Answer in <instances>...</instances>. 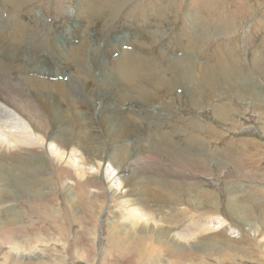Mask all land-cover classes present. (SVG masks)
<instances>
[{
  "label": "rangeland",
  "instance_id": "obj_1",
  "mask_svg": "<svg viewBox=\"0 0 264 264\" xmlns=\"http://www.w3.org/2000/svg\"><path fill=\"white\" fill-rule=\"evenodd\" d=\"M14 1L0 39L41 38L39 72L0 51V97L30 110L0 115V264H264V0ZM127 53L158 80L140 95Z\"/></svg>",
  "mask_w": 264,
  "mask_h": 264
},
{
  "label": "bare ground",
  "instance_id": "obj_2",
  "mask_svg": "<svg viewBox=\"0 0 264 264\" xmlns=\"http://www.w3.org/2000/svg\"><path fill=\"white\" fill-rule=\"evenodd\" d=\"M16 2H20L21 0H15ZM14 1V2H15ZM73 11V10H72ZM93 15H96L98 13V10H92L91 11ZM78 16H77V13L74 12H71L70 11V21L71 23L73 24V22L75 20H77ZM79 23V22H78ZM13 28V26H12ZM16 29L18 32H20L21 34H19L16 38L13 37V39L11 41H5L7 40V38H9V36L5 33L4 34V37L3 39H0V51H3L5 52L7 55H8V50L10 49V47H13V43H15L17 45V48H19V53L17 56L16 53L17 51L16 50H9L10 54H9V58L13 61V67H18L16 70H19L20 73H23L26 69H31L33 68L35 71L39 72V67L36 65H34L36 62H37V58H38V54H34V55H29L27 50L30 48L33 49L36 48L38 49V47L36 46L37 43L40 41V35L39 34H36L35 33V36L34 38L31 36V31L30 29L28 28V26L22 28L21 26H16ZM16 29H14L13 31V35L16 33ZM6 30V29H5ZM1 31V30H0ZM62 29H59V32H61ZM33 32V31H32ZM39 32V31H38ZM2 33L0 32V35ZM11 34V33H10ZM117 34L121 35L122 36H126V32H123L122 30H120ZM3 35V34H2ZM2 35L0 37H2ZM16 35V34H15ZM38 38L37 40L35 38ZM107 39V38H106ZM126 41V39H124ZM121 41V40H119ZM6 43L7 45H4V43ZM8 42V43H7ZM123 43V42H121ZM81 45L84 46V48H88V44H87V41L86 40H83L81 42ZM67 46L69 47L70 46V41L67 40L65 42V45L62 46L60 48L61 52L68 56L69 59L71 60H74L76 57H79V55L75 52V51H69V50H66L67 49ZM14 51V52H13ZM16 51V52H15ZM105 49H102L100 52H104ZM102 56V55H101ZM112 58V57H111ZM121 63H116L115 65V70L113 72V75L114 77L118 80V81H122V82H125V85H127L129 88L135 90L138 94L139 93H143L144 91V87L142 86H139L140 83L142 82H147L148 81L150 82L151 80V83H152V80L154 81V79L156 78H153L154 76H151V75H147L146 73H144V68L146 67V63H145V60H144V57L143 58H140V57H137L135 56L134 54L132 53H127L126 55H124L123 57H121ZM141 60H143L142 63ZM11 61V62H12ZM76 62V61H75ZM109 63V62H108ZM15 65V66H14ZM4 70V69H3ZM13 71H15L13 69ZM181 71V70H180ZM210 71V70H209ZM208 71V68L206 70H204V72H199L198 75H200L201 77V80L202 82L204 81H207L209 79H212L211 75V71L209 73ZM9 72V70H8ZM11 72V71H10ZM7 74V72H6ZM190 74V73H189ZM187 74V76L189 75ZM10 75V74H9ZM179 75V74H178ZM180 75H181V78L183 79H180L179 81H183L185 82L184 80H189L188 77L186 76V74L184 73V70H182L180 72ZM6 76V75H5ZM17 77V73H13V80H14V85H13V92H17V91H21V94L23 93L24 94V97L25 99H29V97L25 94V92L27 91L26 87L24 84H21V82L23 81H29L30 79H33V77H21V78H16ZM158 80H155L154 82H157ZM36 82V81H35ZM30 83V82H29ZM160 84H162L163 86H165L164 88L169 91L170 89L176 87L175 83H169V82H166V81H159ZM211 83V81L209 82V84ZM34 84V83H33ZM155 84V83H154ZM159 85V84H157ZM181 85V84H180ZM152 86V85H151ZM156 86V85H155ZM159 87V86H158ZM185 87V86H184ZM28 88V87H27ZM154 88V87H153ZM152 88V89H153ZM186 88V87H185ZM8 90V89H7ZM75 90H77V87H75ZM151 90V89H150ZM149 90V91H150ZM189 91V90H188ZM153 92V91H152ZM151 92V93H152ZM187 92V91H186ZM78 94V92H76ZM133 93V91H132ZM154 93V92H153ZM191 93V91H190ZM150 94V93H149ZM156 94V93H155ZM186 94V93H185ZM16 95V94H15ZM79 95V94H78ZM140 95V94H139ZM23 96V95H22ZM147 96V95H145ZM188 96V95H187ZM151 97V96H150ZM155 97V96H154ZM22 98V97H21ZM142 98H145V97H141ZM149 98V97H148ZM157 98V97H156ZM179 98V97H178ZM23 99V100H25ZM152 99V98H151ZM156 100V99H155ZM15 101V100H14ZM154 102V101H153ZM125 105V108L127 109H131L133 110L132 107H130L129 105L123 103ZM14 108V110H19V114L20 116L22 117L23 114L26 115V117H29V113H30V110L29 108L27 107V105H25V108H22L21 106L17 105L16 104V101L13 102V97H11V95L7 96V95H2L0 97V115H10V116H14L11 117L12 119H17V118H20V116L15 113L11 108ZM45 106V105H44ZM138 109V108H136ZM87 112V111H86ZM90 112V110H89ZM87 115V114H86ZM89 116V115H88ZM91 116V115H90ZM17 117V118H16ZM30 118V117H29ZM87 118V117H86ZM101 118V117H100ZM88 119V118H87ZM94 119V118H93ZM98 119V118H97ZM93 121V120H92ZM99 121V120H97ZM102 121L105 122V119L104 117H102ZM100 122V121H99ZM97 124V123H95ZM99 126V125H98ZM18 127V126H17ZM17 129V128H16ZM11 134V133H10ZM44 137L50 139L51 136H47L46 134H43ZM11 137H13V141L14 142H17V144H20V139H19V135L17 134H11ZM10 137V138H11ZM18 146V145H17ZM59 156V155H58ZM20 168L23 169L24 168V165H20ZM101 176V174H100ZM135 202L134 201H131L130 204H134ZM128 214L130 216H136L137 213L135 212L134 208H130ZM140 215V214H139ZM116 245V244H115Z\"/></svg>",
  "mask_w": 264,
  "mask_h": 264
},
{
  "label": "clouds",
  "instance_id": "obj_3",
  "mask_svg": "<svg viewBox=\"0 0 264 264\" xmlns=\"http://www.w3.org/2000/svg\"><path fill=\"white\" fill-rule=\"evenodd\" d=\"M115 55H116V54H115ZM113 57H115V56H113ZM58 78H59L60 80H61V79H64V80H65L66 77L62 78V77L58 76Z\"/></svg>",
  "mask_w": 264,
  "mask_h": 264
}]
</instances>
